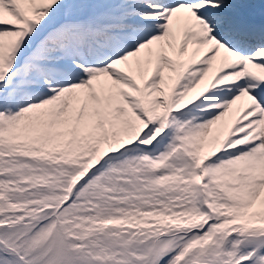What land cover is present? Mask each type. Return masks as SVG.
I'll return each instance as SVG.
<instances>
[{
    "label": "snow or ice",
    "instance_id": "6c2138e0",
    "mask_svg": "<svg viewBox=\"0 0 264 264\" xmlns=\"http://www.w3.org/2000/svg\"><path fill=\"white\" fill-rule=\"evenodd\" d=\"M0 264H264V0H0Z\"/></svg>",
    "mask_w": 264,
    "mask_h": 264
}]
</instances>
